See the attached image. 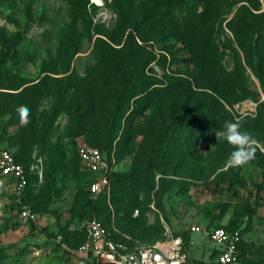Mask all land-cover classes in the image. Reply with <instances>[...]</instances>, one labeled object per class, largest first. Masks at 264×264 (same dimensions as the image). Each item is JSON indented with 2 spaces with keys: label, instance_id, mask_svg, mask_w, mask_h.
<instances>
[{
  "label": "rangeland",
  "instance_id": "374dc122",
  "mask_svg": "<svg viewBox=\"0 0 264 264\" xmlns=\"http://www.w3.org/2000/svg\"><path fill=\"white\" fill-rule=\"evenodd\" d=\"M240 4L245 10L238 17L264 20V0H0V92L17 91L47 74L57 82L48 81L36 113L50 110L58 96L57 112L48 118L51 128L43 140L25 129L27 120L20 136L11 125L15 118L0 114V146L24 166L36 164L41 171L40 177L31 171L26 203L22 202L29 210L33 207L32 220L19 216L10 182L0 177V264H74L72 250L82 239L86 221L96 216L86 206L88 174L73 148L98 133L110 104L108 91L124 86L126 94L133 96L132 114L120 120L111 143L118 172L141 161L140 144L148 140L157 113L164 114L169 102L174 103L175 115L181 116L184 108L190 112L206 104L212 93L217 100L214 109L225 121L248 117L244 123L251 126L249 118L264 99V23L261 35L254 34L251 43L245 39L241 49L227 27ZM144 8H152V13L139 29L143 40L134 32L135 45L122 49L126 33ZM171 32L175 37L166 36ZM98 36L117 51L112 61H121L122 77L96 44ZM246 59L256 64L258 76ZM143 78H155L157 83L135 94ZM57 83L59 90L54 87ZM27 99L28 95L22 97L24 103ZM42 118L34 114L30 119L36 129ZM214 130L210 126L206 135H199L190 126L173 129L156 167L122 189L112 188L115 202H106L105 226L114 237L152 243L166 228L190 235L194 226L227 225L240 231L251 264H264V165L229 168V154L220 151ZM254 134L264 141L263 123ZM256 145L264 152L263 144ZM45 151L56 160L51 180L43 178ZM160 178L166 191L157 206L153 192ZM255 199L261 203L250 213ZM130 222L145 228L140 230L145 238H138L140 231Z\"/></svg>",
  "mask_w": 264,
  "mask_h": 264
},
{
  "label": "trees",
  "instance_id": "16d2710c",
  "mask_svg": "<svg viewBox=\"0 0 264 264\" xmlns=\"http://www.w3.org/2000/svg\"><path fill=\"white\" fill-rule=\"evenodd\" d=\"M197 1V0H193ZM120 8V5H119ZM153 8V7H152ZM152 8H144L142 12V16H139V19L135 20L134 22L136 24L132 25V30H129L126 33L125 41L123 44L122 49H130V46L132 44L135 45L134 42V32L138 33L139 36V29L143 26L144 20L150 16L152 13ZM245 10V6L243 4H240L237 8V11L235 13V16L233 19L227 24L228 29L233 34L234 40L237 43V45L244 50V43L245 39H248L247 43L254 42L256 38H252L255 34L256 37L260 36V29L263 27L262 24L264 23V20L260 23L253 20H247L243 17H238L239 13L241 11ZM248 14L251 15V13L248 11ZM151 17V16H150ZM247 35L245 38H242L243 35ZM19 35L13 36V38L9 41V44L14 42ZM167 37L174 36L171 32L170 34L166 35ZM175 37V36H174ZM141 40H143V37L139 36ZM96 44H98L103 52V55L105 58H108L111 60V68L112 69H118V74L122 77L124 75V69L121 68L120 62H114L113 59L117 58L115 51L108 42L103 40L101 37H96ZM76 50V49H75ZM75 52V51H74ZM115 52V53H114ZM2 61V60H1ZM212 63L210 68L211 71L214 73L215 67L213 63L215 60L211 61ZM123 64V62H122ZM247 66L250 67V69L253 70V72L258 76V73H256V64H252V62L248 59H246ZM68 71V67H66L63 72L66 73ZM180 79V78H179ZM184 80V79H182ZM48 81L52 82L53 84L57 82L56 77H50L49 75L45 74L42 78H40L37 82L26 85L23 88L8 92V91H1L0 92V114H7L9 118H15L11 122V125L16 126L18 128V134L22 135V125H24L25 119L27 120L26 125L29 126V128H25L28 132L30 131L33 136H37L38 138H41L43 140L44 136L47 134L49 129L51 128V123L48 121V118L53 116L57 110L55 109L56 103L58 102V96L55 98L54 102L52 104V107L50 110H41L39 113H36V107H37V101L39 98V95L42 91L46 89V85ZM157 79L155 78H143L139 81V83L135 86V89L133 90L135 94H140L145 91V89L155 83ZM186 81V80H184ZM22 84V83H21ZM21 84H18V86L14 89H18ZM169 84H172V81H169ZM54 87H57L59 90V85H55ZM3 89H9L6 87H2ZM208 90H214L212 89V86L206 87ZM262 90L264 91V82L261 86ZM126 87L120 86L118 89L108 91L107 96L109 98L110 104L108 106V109L105 112V115L103 116L101 122H100V128L98 130V133L96 135H91L89 138L88 145H91L93 147H96L101 152H104L106 156L110 157L111 155V143L115 140L117 137V133L120 130V120H125V117L132 114L133 106L129 104V101L132 99L133 96H129V94H126ZM24 95H28L27 101L24 103L22 101V97ZM58 95V94H57ZM220 96V95H219ZM10 97V100L8 99ZM221 97V96H220ZM209 100L206 104H201L200 106H196L192 109V111H187L184 108V113L181 116L175 115L173 112V104L174 103H167L166 109L164 111V114L157 113L158 119L155 122V129L150 133V136L148 137L147 141H144L140 144V150H141V161L135 162L126 172H118L116 170H113L110 174V184H109V191L108 195L106 196L104 193H100L96 196V198L93 200L89 197L87 185L89 183V178L86 180V193H87V199H86V206H88L89 211L94 213L96 216V219L99 220L103 226H105V223L108 222L109 219V209L107 208L106 202L111 201V203L114 204L115 200L113 199L112 193L114 186L117 188L122 189V185L125 186L130 185L132 181L136 180L138 176H143L146 173V170H152L153 167H156L158 163L160 162L159 158L163 155H165V148H164V142H167L168 134L169 132H172L173 129H180V130H188L189 126L192 127L199 135L207 134L209 132V127L213 126L216 129H221L223 127V124L225 122V119L218 114L217 110L214 109L213 101L217 103V100L215 99L214 95L210 93L208 95ZM171 100V99H168ZM133 102L135 101L132 100ZM166 102V100H165ZM20 107H26L28 112V117H24L22 113L18 112V109ZM131 107V108H130ZM159 105L154 107V109H158ZM153 109V111H154ZM216 112V114H215ZM17 114H19V117H17ZM34 114L41 115L42 121L39 125L38 129L35 128L34 122L30 121L32 120V117ZM126 114V115H125ZM248 119V117H242L239 119L242 129L246 130L247 132L251 133L253 138L256 140V143H261L264 145V141L261 142L258 135L254 134L255 131H260V123L264 124V99L260 100L257 103V109L256 114L254 117L249 118L251 126L245 125V120ZM204 122H211V125L209 127L204 126ZM252 127V128H251ZM76 135V132H75ZM3 147V146H2ZM256 152H255V158L250 161L248 164H252L254 166H263V160H264V152L258 150L257 145ZM6 148V147H5ZM8 149V148H7ZM219 149L222 153L229 154L232 151V147L228 145L225 141L219 140ZM47 155V162L45 165L43 178H47L48 180L52 179L51 172L55 170V159L50 153V151H45ZM12 153V152H11ZM14 159L16 162L20 163L24 170L27 173V183L23 192V196L21 198L22 202L26 203V191L28 187L29 182V175L31 171H29L28 167L24 166L19 160H17L14 153H12ZM73 155L77 162L79 163L77 154H76V144H74L73 148ZM113 157V153H112ZM80 165V164H79ZM229 167V166H228ZM231 168V167H229ZM84 171V170H83ZM85 174H88L84 171ZM2 178V177H1ZM260 186L256 185V191H259ZM166 191V188L163 184L162 178H160L157 182V188L153 192V196L156 199L157 206L159 205L161 201V197L163 193ZM260 201L258 199L254 200V206L249 208L250 213L254 211V209L260 205ZM30 211H34L33 207H30ZM116 206H115V212H116ZM137 218L133 219L132 221L135 222ZM135 225L134 230H143L145 231V228L141 224H131ZM128 224V222H127ZM222 226L225 230L231 231L235 228H230L227 225H217ZM214 226V227H217ZM107 229V227L105 226ZM134 227H130L129 229L133 230ZM122 230H125L124 228H121ZM108 230V229H107ZM133 230V231H134ZM239 231V230H238ZM134 233V232H133ZM174 235H179L185 246H187L188 243V232L182 231L177 234L173 233ZM240 234V231H239ZM113 240L116 241H125L126 239H118L114 237L113 234L110 235ZM163 236V235H162ZM160 236L159 238H162ZM138 238L143 239L145 238V234L141 233V231L138 233ZM84 240V232L81 241L78 243V245ZM141 243H144L143 241H140ZM77 245V246H78ZM237 250H238V263L239 264H251L249 258L245 255V250L242 246V236L240 234V240L237 244ZM90 264V263H88ZM195 264V263H192Z\"/></svg>",
  "mask_w": 264,
  "mask_h": 264
},
{
  "label": "built area",
  "instance_id": "2783aa9c",
  "mask_svg": "<svg viewBox=\"0 0 264 264\" xmlns=\"http://www.w3.org/2000/svg\"><path fill=\"white\" fill-rule=\"evenodd\" d=\"M76 154L82 169L87 172L89 197L95 199L100 193L106 196L109 191L110 174L114 170L112 154L106 156L96 147L83 142L76 143ZM40 177L41 171L36 164L28 168ZM0 176L10 182L12 193L19 206L22 219H33V213L22 203L27 183V173L22 165L15 161L11 151L0 146ZM202 232L215 245L216 254L212 264H239L237 244L240 234L237 229L227 231L222 226L208 229L192 228ZM111 233L95 217L86 221L84 240L72 250L74 264H189L186 246L179 235L167 228L162 238L152 243H141L125 237V241H116Z\"/></svg>",
  "mask_w": 264,
  "mask_h": 264
},
{
  "label": "clouds",
  "instance_id": "9594fccd",
  "mask_svg": "<svg viewBox=\"0 0 264 264\" xmlns=\"http://www.w3.org/2000/svg\"><path fill=\"white\" fill-rule=\"evenodd\" d=\"M18 112L26 118L29 110L20 107ZM214 136L216 141L223 140L232 147L227 160L229 167H242L255 158L256 140L251 133L242 129L239 119L225 121L221 129L214 130Z\"/></svg>",
  "mask_w": 264,
  "mask_h": 264
},
{
  "label": "crops",
  "instance_id": "0c3cea01",
  "mask_svg": "<svg viewBox=\"0 0 264 264\" xmlns=\"http://www.w3.org/2000/svg\"><path fill=\"white\" fill-rule=\"evenodd\" d=\"M89 177L90 175L88 174ZM186 250L189 264H212L216 254L215 245L203 233L194 231L188 235Z\"/></svg>",
  "mask_w": 264,
  "mask_h": 264
},
{
  "label": "bare ground",
  "instance_id": "6f19581e",
  "mask_svg": "<svg viewBox=\"0 0 264 264\" xmlns=\"http://www.w3.org/2000/svg\"><path fill=\"white\" fill-rule=\"evenodd\" d=\"M93 2L99 3V0H92Z\"/></svg>",
  "mask_w": 264,
  "mask_h": 264
}]
</instances>
